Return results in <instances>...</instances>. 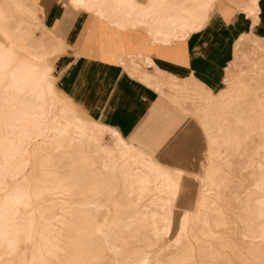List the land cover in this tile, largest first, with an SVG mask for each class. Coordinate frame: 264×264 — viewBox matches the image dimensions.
<instances>
[{
  "label": "rangeland",
  "instance_id": "1",
  "mask_svg": "<svg viewBox=\"0 0 264 264\" xmlns=\"http://www.w3.org/2000/svg\"><path fill=\"white\" fill-rule=\"evenodd\" d=\"M4 1L0 0V53L34 60L40 68L49 67L48 80L58 91L54 62L64 53L65 43L45 27L39 7L59 2L95 13L73 7L68 0H19L24 4L17 10ZM147 1L133 0L138 8ZM173 3L186 7L180 15L192 18L196 13L194 0ZM143 68L135 66L134 74ZM154 77L161 84L158 92L172 120L161 118L142 124L125 139L133 154L146 160L152 157L165 167L169 162L180 172L179 196L171 202L170 210L163 209L166 220L171 218L169 232H156L165 222L149 214L154 208L145 209L146 214L137 220L126 219L127 202L122 199L118 172L99 169L102 154L48 150L31 159L24 171L30 180V199L13 208L16 226L7 238L0 239V264H264V40L241 37L237 41L224 87L212 95L194 82L158 73ZM49 103L51 106L45 107L48 121L81 124L75 115L82 113L64 96H50ZM213 106L220 107L218 114L212 112ZM2 124L0 140L11 147L18 139V130L11 124L17 123ZM104 127L92 128L101 143L110 147L114 138L111 129ZM40 140L27 141V148L31 150ZM175 140L185 145L179 157L168 148ZM2 160L0 152V172L7 167ZM92 161L97 164L92 165ZM56 178L71 192L50 190L49 182ZM1 181L0 206L7 189L21 179L6 174ZM170 196V192L163 195L167 200ZM86 202L89 204L84 205Z\"/></svg>",
  "mask_w": 264,
  "mask_h": 264
},
{
  "label": "crops",
  "instance_id": "2",
  "mask_svg": "<svg viewBox=\"0 0 264 264\" xmlns=\"http://www.w3.org/2000/svg\"><path fill=\"white\" fill-rule=\"evenodd\" d=\"M241 3L247 0L216 1L202 28L169 42L155 41L146 26L118 28L59 2L42 5L45 27L65 43L54 62L56 88L85 120L103 124L130 144L125 138L142 124L172 120L154 74L194 82L213 94L224 87L237 41L264 40V0L252 15ZM135 66L144 70L135 75Z\"/></svg>",
  "mask_w": 264,
  "mask_h": 264
},
{
  "label": "bare ground",
  "instance_id": "3",
  "mask_svg": "<svg viewBox=\"0 0 264 264\" xmlns=\"http://www.w3.org/2000/svg\"><path fill=\"white\" fill-rule=\"evenodd\" d=\"M194 1L197 3V9L195 16H192V18L185 17L186 14L185 16L182 14L180 15L179 12H183L186 7L183 9L175 6L173 0H148L147 5L143 8H138L137 3L133 2V0H68V3L78 9H90L96 16L107 20L118 28L146 26L148 32L155 41L169 42L170 40H181L186 38L189 33L199 29L208 17V12L211 10L214 0ZM247 1L248 3L242 6L241 10L246 12V14L252 15L256 12L258 0ZM4 3L17 10L21 7L23 2L19 0H5ZM24 9L25 8H23V10ZM33 62L34 60L24 57H20L19 59L10 58L9 55L3 52L0 53V125H4L2 123L5 121H14L17 124H11V126L18 130V139L15 145L9 147L8 143L6 145V143L0 140V152H2L3 160L7 166L0 172L2 173L0 174V188L3 183L1 178L4 175L6 176V174H11L12 177L20 176L21 179V181L14 186L10 188L5 187L8 189L5 194V201L0 206V239L7 238L11 233V229L16 226L14 217L17 212L13 208L19 204H27L30 199V180L24 174L26 167L31 159H36L38 155H43L44 152L48 150H64L67 153L79 152L81 154L91 151V153L97 155L102 154L103 157L100 158L98 163L99 169L118 172L119 186L121 187L123 195L122 199L127 202L126 204V202L123 201L127 209V211L125 210L126 219L137 220L146 214L144 211L145 209L154 208V210L147 212H149L153 218L155 215H158L160 220L163 223L165 222V225L160 226L156 232L158 234L161 232H169V225L171 223L169 219L171 218L166 220L163 209L167 208L170 210L171 202L176 201L179 196L180 172L173 168L165 167L151 158L146 160L140 155L133 154L129 145H127L115 131L110 130L114 138L113 145L110 147H108L109 144L108 146H104L106 143H104V141V144L101 143L100 137L94 133L92 127L98 126L102 129L105 127L101 124L87 121L80 115H75V121L81 124L67 123L61 125L54 121H48L45 107L51 106L49 103L50 96L57 99L59 96L63 95H61L49 82L48 79L51 78L49 75V67L40 68ZM65 103L67 104V102ZM205 106H207V104H205ZM202 111L200 110V112ZM212 112L218 114L220 112V107L213 106ZM36 137H40L41 140L30 150L27 148V145H29L27 141L35 139ZM96 164L97 162L92 163V165ZM38 167L41 168L42 166L38 165ZM42 181L44 180H39V183H42ZM44 183H46V181H44ZM49 183L51 185L50 190L61 189V191L67 194L71 192L67 186H60L59 178ZM167 192L171 194L170 200L169 198L167 200L163 197ZM108 199L110 198H107V200ZM86 204H89V202L84 203V205ZM159 212L163 214L161 215ZM143 221L145 220L143 219Z\"/></svg>",
  "mask_w": 264,
  "mask_h": 264
},
{
  "label": "snow or ice",
  "instance_id": "4",
  "mask_svg": "<svg viewBox=\"0 0 264 264\" xmlns=\"http://www.w3.org/2000/svg\"><path fill=\"white\" fill-rule=\"evenodd\" d=\"M168 148L174 156L179 157L184 151L185 145L180 140H175L169 143Z\"/></svg>",
  "mask_w": 264,
  "mask_h": 264
}]
</instances>
